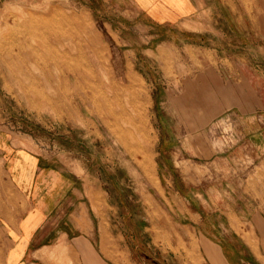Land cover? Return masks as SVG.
<instances>
[{"label": "rangeland", "instance_id": "1", "mask_svg": "<svg viewBox=\"0 0 264 264\" xmlns=\"http://www.w3.org/2000/svg\"><path fill=\"white\" fill-rule=\"evenodd\" d=\"M196 2L190 20L169 23L134 0H0V264L10 226L33 207L9 172L27 152L46 182L84 184L96 219L122 237L120 264L145 257L152 237L159 259L165 246L175 264H209L200 228L223 250L216 264H264V0ZM56 11L82 16L88 32L37 19ZM17 17L35 28L17 27ZM80 47L100 89L85 104L73 97L69 65L33 56L72 55L76 66ZM46 77L56 84L45 87ZM33 90L58 103L30 106L24 92ZM103 96L114 115L98 113Z\"/></svg>", "mask_w": 264, "mask_h": 264}, {"label": "crops", "instance_id": "2", "mask_svg": "<svg viewBox=\"0 0 264 264\" xmlns=\"http://www.w3.org/2000/svg\"><path fill=\"white\" fill-rule=\"evenodd\" d=\"M134 1L151 17L169 23L177 20H190L201 10L196 0ZM65 60L66 65L71 68L69 70L73 71L75 79L73 83L76 91H73V97L85 104L87 98L91 99V95L100 92L98 86L94 85L93 89L88 87L90 77L94 78V75L91 76L92 73L79 74L80 71L73 70L78 67L73 66L72 55H67ZM66 77L64 72L62 79L67 82L66 89L68 90L70 83ZM45 80L47 88L51 83V86L56 84L54 78L46 77ZM45 87L42 86L44 89ZM24 88H26L25 85ZM28 88H36V86L31 84ZM24 93L30 106L42 104L51 106L58 103L57 99L45 91L33 90ZM103 101L104 96L100 102L98 99L95 100L100 116H103L102 109L107 108L105 111H108L110 106ZM67 105H71V101ZM27 153L26 156L19 155L21 159L18 165L15 164L17 160H14V167H11L9 172L17 188L30 193L33 207L20 216L17 224L10 226L13 243L8 248L6 264H120L115 254L120 247L122 237L115 235L114 231H107L104 221L100 218L96 219L98 215H95V210L91 208L90 198L85 196L88 189L84 188V184L81 185V189H78L73 184L69 186L68 182L56 176L53 182L52 180L50 183L46 182L45 169L38 170V158ZM47 186L52 187V192L55 191V197H50L49 202H47V197H44ZM210 236L207 232L203 233L201 228L196 230L199 252L209 264L221 263L224 256L223 250ZM247 240V245L252 247L254 253H258L256 242L249 238ZM180 242L181 239L178 238V243ZM151 243L155 244V237H152ZM151 243H148V247L142 253L145 257L139 259L132 257L130 262L132 261V264H175L177 260L171 259L169 248V250H166L165 246L161 248L162 258L159 259L155 257L154 246ZM165 251H170L168 256L164 254ZM175 256L179 261L181 256L177 254Z\"/></svg>", "mask_w": 264, "mask_h": 264}, {"label": "bare ground", "instance_id": "3", "mask_svg": "<svg viewBox=\"0 0 264 264\" xmlns=\"http://www.w3.org/2000/svg\"><path fill=\"white\" fill-rule=\"evenodd\" d=\"M53 7V6H52ZM48 8V7H47ZM50 8V7H49ZM21 10V9H20ZM47 9H45V11H46ZM60 10V9H59ZM42 12V11H41ZM44 14H42V16L41 15H39V17L40 18H38L37 17V19L38 20H40L41 22H44L45 23V26H47L48 28L49 27H55V26H59V25H62V24H64V23H66V22H71V23H75L77 26H79V27H81V30H83L82 32H84V34L86 33V32H88V26H87V24L85 23V20H84V18L82 17V16H80V17H74V18H72L70 15H67L65 12H62L61 11V13H60V11L58 12V11H56V12H54L52 15H50V14H45V16H43ZM20 16H23V15H20ZM60 16V17H59ZM36 17V16H35ZM34 17V18H35ZM22 18H24V16L22 17ZM22 18H20V17H17V18H15L13 21L15 22V25L17 26V27H23V28H25V29H27V30H31V29H34L35 28V22H33L34 20H33V18H31V20H33V21H31V20H26L25 22H23L21 19ZM36 20V19H35ZM39 22V21H38ZM38 22H37V24H38ZM14 26V25H13ZM90 28V27H89ZM62 29V28H61ZM8 31V30H7ZM80 34V33H79ZM8 36V35H7ZM93 38V37H92ZM6 43V42H5ZM31 43V42H30ZM39 43H41V42H39ZM80 49V50H79ZM78 50H79V52H80V55H78L77 57L78 58H81V59H79L78 60V63H77V65H76V67H78V68H73V70H78V72H79V74H84L85 75V73H87V74H89V73H91L92 71H90V69H89V61H87V58L85 57V53L82 51V48L80 47ZM93 49V48H92ZM44 51V50H43ZM45 52H46V50H45ZM47 53V52H46ZM34 54H40V55H42V56H40V55H37V56H39V57H50L51 59L53 58L54 59V62H56V60H58V63L61 65V64H66L67 62H66V60L64 59V58H61L62 56H59V55H57V54H54V55H50V56H48V54H45V53H41V52H39V51H36V50H33V56H34ZM73 66H74V64H73ZM79 83H80V81H79ZM80 85V84H79ZM94 85H92V84H88V87H90L91 89H93L94 87H93ZM136 90V89H135ZM95 91V90H94ZM146 91V90H145ZM141 93V92H140ZM101 94V93H100ZM132 94V93H131ZM135 95V94H134ZM137 97V96H136ZM135 98V97H134ZM133 98V99H134ZM131 99V98H130ZM138 100H139V98H138ZM31 101H32V98H31ZM135 101V100H134ZM131 102V101H130ZM35 103V102H34ZM98 103V102H97ZM103 103H105L106 105L107 104H110V100H109V98L107 97V96H104V101H103ZM36 106V105H35ZM141 107L144 109V107L141 105ZM109 109H108V111H105L104 110V112H102L103 114H105L106 112L107 113H109V114H113L114 115V112H112V110L110 109V106L108 107ZM139 110H140V108H139ZM132 111V110H131ZM131 111H129V113L131 112ZM136 111V110H135ZM63 112V111H62ZM126 112V111H125ZM116 113V112H115ZM122 113V112H121ZM120 113V114H121ZM133 114V113H132ZM112 115V116H113ZM124 115V114H123ZM122 115V116H123ZM105 116V115H104ZM116 116V115H115ZM115 116H113V117H115ZM128 116V115H127ZM138 116V115H137ZM110 117V116H109ZM133 117V116H132ZM105 118V117H104ZM108 118V117H107ZM128 119H129V117H127ZM111 119V118H110ZM109 119V120H110ZM131 119V118H130ZM133 119H134V117H133ZM136 119V118H135ZM105 120H106V118H105ZM108 120V119H107ZM139 120L141 121V122H143L144 120H146V119H144V116H142V115H140L139 116ZM138 120V121H139ZM113 121V120H112ZM137 121V120H136ZM111 122V121H110ZM115 123H116V121H115ZM118 124V123H117ZM133 124H134V122H133ZM140 124V123H139ZM143 124V123H142ZM116 125V124H115ZM120 125V124H119ZM119 125H117V126H119ZM136 125V124H135ZM123 126V125H122ZM139 126H141L140 127V129H142V131L145 133V131H146V128H145V125H139ZM144 126V127H143ZM135 127V126H134ZM120 129V128H119ZM118 129V130H119ZM127 129V128H126ZM129 129V128H128ZM127 129V130H128ZM131 129V128H130ZM129 129V130H130ZM125 130V129H124ZM127 130H125V131H123V129H122V131H123V133L124 132H128ZM121 131V130H120ZM115 132V131H114ZM116 133V132H115ZM123 133H121V134H123ZM130 133H133L132 132V130H130ZM129 133V134H130ZM141 133V132H140ZM128 134V133H127ZM124 135V134H123ZM122 135V136H123ZM143 135V134H142ZM133 137L135 136L134 134L132 135ZM138 136H140V135H138ZM148 136V135H147ZM152 136V135H151ZM125 137H127L126 135H125ZM129 137H130V135H129ZM143 137V136H142ZM121 139H122V137H121ZM132 140H133V138H131ZM135 139V138H134ZM139 139L141 140V138L139 137ZM152 139V138H151ZM123 140V139H122ZM123 142V141H122ZM138 141L136 140L135 141V144L137 143ZM143 142V141H142ZM141 142V143H142ZM150 142V141H149ZM125 143V142H124ZM141 143H139V147L141 146ZM148 143V142H147ZM146 143V144H147ZM142 144H144V143H142ZM149 144V143H148ZM145 147V146H144ZM129 148V147H128ZM141 148V147H140ZM131 149V148H130ZM135 148H134V145H133V149H131L132 151L134 150ZM129 150V149H128ZM130 150V151H131ZM129 151V152H130ZM132 151H131V154H132ZM134 156V155H133ZM146 156H148V154L146 155ZM142 162V161H141ZM143 163H144V161H143ZM145 165V164H144ZM153 179V178H152ZM37 255V254H36Z\"/></svg>", "mask_w": 264, "mask_h": 264}]
</instances>
